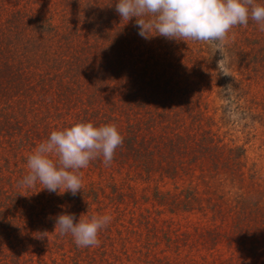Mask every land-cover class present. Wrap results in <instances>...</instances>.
<instances>
[{"label": "rangeland", "instance_id": "1", "mask_svg": "<svg viewBox=\"0 0 264 264\" xmlns=\"http://www.w3.org/2000/svg\"><path fill=\"white\" fill-rule=\"evenodd\" d=\"M106 3L86 28L157 87L140 110L91 106L89 131L61 133L84 99L45 146H0L5 264H264V0ZM138 120L149 149L118 148Z\"/></svg>", "mask_w": 264, "mask_h": 264}, {"label": "trees", "instance_id": "2", "mask_svg": "<svg viewBox=\"0 0 264 264\" xmlns=\"http://www.w3.org/2000/svg\"><path fill=\"white\" fill-rule=\"evenodd\" d=\"M92 1L0 0V146L21 150L45 146L52 131L59 129L54 119L81 112L84 99L88 102H82L85 118L64 122L72 133L63 126V136L90 130L91 106L102 115L99 120L107 117L106 107L98 109L105 100L110 109L129 103L140 110L152 99L157 85L149 65L141 67L144 58H137L132 48L128 59L112 56L96 32L88 30L90 25L86 28L84 18L90 15V7L108 6L106 0ZM124 2L130 0H110L115 5ZM126 28V38L134 37ZM126 38L120 40L119 48L128 45ZM116 116L112 114L114 120ZM107 122L106 129L111 127ZM137 124H130L129 137L115 131L120 133L115 136L118 148L124 147V141L130 151L149 149V139L141 132L143 123L138 120ZM0 264H5L1 255Z\"/></svg>", "mask_w": 264, "mask_h": 264}]
</instances>
